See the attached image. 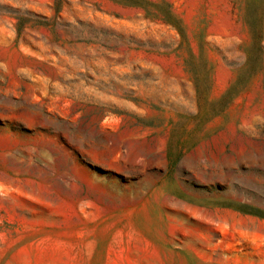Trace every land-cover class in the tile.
I'll use <instances>...</instances> for the list:
<instances>
[{"label":"rangeland","instance_id":"rangeland-1","mask_svg":"<svg viewBox=\"0 0 264 264\" xmlns=\"http://www.w3.org/2000/svg\"><path fill=\"white\" fill-rule=\"evenodd\" d=\"M0 264H264V0H0Z\"/></svg>","mask_w":264,"mask_h":264},{"label":"trees","instance_id":"trees-1","mask_svg":"<svg viewBox=\"0 0 264 264\" xmlns=\"http://www.w3.org/2000/svg\"><path fill=\"white\" fill-rule=\"evenodd\" d=\"M244 212H246V211H244Z\"/></svg>","mask_w":264,"mask_h":264}]
</instances>
